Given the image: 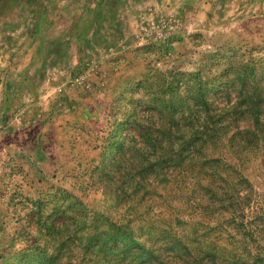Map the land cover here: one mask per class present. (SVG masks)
<instances>
[{"label":"rangeland","instance_id":"374dc122","mask_svg":"<svg viewBox=\"0 0 264 264\" xmlns=\"http://www.w3.org/2000/svg\"><path fill=\"white\" fill-rule=\"evenodd\" d=\"M174 47L95 148L0 180V264H264V39Z\"/></svg>","mask_w":264,"mask_h":264},{"label":"crops","instance_id":"0c3cea01","mask_svg":"<svg viewBox=\"0 0 264 264\" xmlns=\"http://www.w3.org/2000/svg\"><path fill=\"white\" fill-rule=\"evenodd\" d=\"M261 39L264 0H0V180L46 179L95 148L88 129L145 76L147 49Z\"/></svg>","mask_w":264,"mask_h":264}]
</instances>
